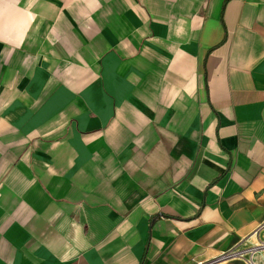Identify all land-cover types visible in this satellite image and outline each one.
Masks as SVG:
<instances>
[{"label": "crops", "instance_id": "obj_1", "mask_svg": "<svg viewBox=\"0 0 264 264\" xmlns=\"http://www.w3.org/2000/svg\"><path fill=\"white\" fill-rule=\"evenodd\" d=\"M260 244L264 0H0V264Z\"/></svg>", "mask_w": 264, "mask_h": 264}, {"label": "built area", "instance_id": "obj_2", "mask_svg": "<svg viewBox=\"0 0 264 264\" xmlns=\"http://www.w3.org/2000/svg\"><path fill=\"white\" fill-rule=\"evenodd\" d=\"M261 251L264 252V244H260L259 246L254 248L253 253H258ZM247 264H257V263L252 259V257H250V259L247 261ZM261 264H264V261H262Z\"/></svg>", "mask_w": 264, "mask_h": 264}, {"label": "rangeland", "instance_id": "obj_3", "mask_svg": "<svg viewBox=\"0 0 264 264\" xmlns=\"http://www.w3.org/2000/svg\"><path fill=\"white\" fill-rule=\"evenodd\" d=\"M257 259H259V256L258 255L256 256L255 260H257Z\"/></svg>", "mask_w": 264, "mask_h": 264}]
</instances>
